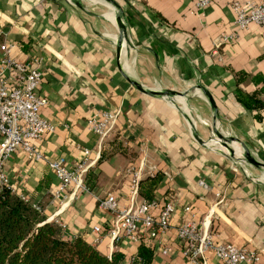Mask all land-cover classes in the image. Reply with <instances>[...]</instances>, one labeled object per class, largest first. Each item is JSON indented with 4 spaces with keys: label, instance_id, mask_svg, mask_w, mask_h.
I'll list each match as a JSON object with an SVG mask.
<instances>
[{
    "label": "crops",
    "instance_id": "obj_1",
    "mask_svg": "<svg viewBox=\"0 0 264 264\" xmlns=\"http://www.w3.org/2000/svg\"><path fill=\"white\" fill-rule=\"evenodd\" d=\"M88 1L0 0V44H11L14 58L36 63L42 73L36 93L46 99L40 112L53 129L35 145L46 158L63 155L69 167L82 158V147L89 149L81 175L85 188L71 181L56 193L57 178L46 162L18 152L2 162L9 187L56 221L63 237L80 235L107 255L120 252L128 264L145 235L139 230L137 241L112 240L106 229L113 216L98 207L97 197L112 192L118 207L127 204L126 167L136 163L144 137L148 160L171 172L157 188L158 201L176 200L170 227L153 240L150 264H194L180 253L172 230L186 217L182 203L209 221L216 239L264 250L262 169L240 166L217 141L219 129L235 154L264 162V106L237 101V93L257 91L264 105V28L250 23L236 30L227 0H211L201 10L191 0H116L124 38L134 45L118 60L112 11L102 0ZM223 33L231 39L222 42ZM164 91L179 94L178 107ZM104 109L119 113L114 128L98 140L85 121ZM92 225L102 229L96 241ZM203 264L221 262L206 251ZM258 264H264V252Z\"/></svg>",
    "mask_w": 264,
    "mask_h": 264
},
{
    "label": "built area",
    "instance_id": "obj_2",
    "mask_svg": "<svg viewBox=\"0 0 264 264\" xmlns=\"http://www.w3.org/2000/svg\"><path fill=\"white\" fill-rule=\"evenodd\" d=\"M191 1L193 8L201 10L206 8L211 0ZM227 5L236 30H245L250 23L264 28V0H227ZM229 39L231 34L220 35L222 42ZM11 47V44L5 42L0 44V187L9 186L2 162L12 153L18 152L29 160L43 159L46 162L57 178L56 193L71 181L85 188L81 175L89 163L87 147H82V158L73 167H69L63 155L46 158L35 145L36 140L53 129V124L40 112V107L46 99L36 93L42 73L36 63L29 64L14 58L10 52ZM118 113V109L99 110L86 119L85 126L101 140L114 128ZM136 151V163L126 167V172L130 174L127 204L118 207L112 192L97 197L98 207L113 216L112 224L106 229V233L114 241L120 236L137 241L139 230L151 240H158L166 228L170 227V219L176 207L175 199L160 203L155 198L138 197V179L159 169L155 163L148 160L147 141L144 137L139 138ZM161 172L166 178L171 177V172L166 168ZM196 183L202 188H208L203 179H197ZM215 194L218 196L217 192ZM220 200L219 196L217 201ZM215 203L209 205L206 215L210 216L211 206ZM180 208L186 217L172 226V230L180 242V253L189 263L203 264L206 251H210L221 264H258L260 254L264 252L262 248L220 241L216 239V232L210 228L209 221L206 224L204 217L198 219L189 203H182ZM91 229L94 232L93 240H98L101 227L92 225ZM166 249L167 247L163 246L162 250Z\"/></svg>",
    "mask_w": 264,
    "mask_h": 264
},
{
    "label": "trees",
    "instance_id": "obj_3",
    "mask_svg": "<svg viewBox=\"0 0 264 264\" xmlns=\"http://www.w3.org/2000/svg\"><path fill=\"white\" fill-rule=\"evenodd\" d=\"M237 101L246 107L264 106L258 92L237 93ZM157 170L137 181V193L145 199H157V188L164 181ZM155 243L140 236L136 253L128 264H150ZM122 254L110 255L80 235L65 238L60 225L46 220L39 207L14 192L9 186L0 187V264H122Z\"/></svg>",
    "mask_w": 264,
    "mask_h": 264
},
{
    "label": "water",
    "instance_id": "obj_4",
    "mask_svg": "<svg viewBox=\"0 0 264 264\" xmlns=\"http://www.w3.org/2000/svg\"><path fill=\"white\" fill-rule=\"evenodd\" d=\"M102 1L105 2L107 5L104 3H101V2H98V3L102 4L104 7H106L107 9L109 8L112 11L114 25H115L116 29L118 30V36H117V38L114 39V42L116 44L115 56L119 60L121 56L128 55L127 54L128 48L133 49L134 45L131 44L130 42H127L124 38L123 27L121 25L119 15H117V13H116V8L119 7L117 1L116 0H102ZM75 5L81 6L82 4L80 2H75ZM126 78L128 79V81L134 83L135 85L138 84L133 78H130L127 74H126ZM139 87H141V86L139 85ZM145 90L150 92V93H157V94L162 93L159 90H151L149 88H147V89L145 88ZM162 95H164L170 101H173L177 107L179 106V103L177 101V96L179 95L178 93L173 92L172 94H169L168 92L164 91ZM217 131H218L217 132V141L219 143L220 150L223 151V153L227 157H229L230 159H232L233 161H235L236 163H238L242 167H246L247 165L250 164V165H253L254 167H258V168L260 167L262 169V171L264 172V162L261 159H259L255 155H251L248 153L245 154L244 157L241 155L235 154L232 151V149L228 146L227 140L223 136V134L220 132V130L218 129ZM262 171H261L260 175L264 179V173Z\"/></svg>",
    "mask_w": 264,
    "mask_h": 264
},
{
    "label": "rangeland",
    "instance_id": "obj_5",
    "mask_svg": "<svg viewBox=\"0 0 264 264\" xmlns=\"http://www.w3.org/2000/svg\"><path fill=\"white\" fill-rule=\"evenodd\" d=\"M81 2H83V3H88L89 1H87V0H81ZM96 5H97V4H96ZM101 9L104 10V8L101 7V6H99V7L97 8L98 11H101Z\"/></svg>",
    "mask_w": 264,
    "mask_h": 264
}]
</instances>
